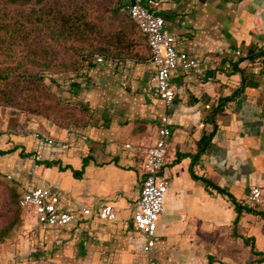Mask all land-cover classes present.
<instances>
[{
	"label": "crops",
	"instance_id": "0c3cea01",
	"mask_svg": "<svg viewBox=\"0 0 264 264\" xmlns=\"http://www.w3.org/2000/svg\"><path fill=\"white\" fill-rule=\"evenodd\" d=\"M144 2L163 16L176 50L199 64L198 71L172 70L170 106L152 92L156 66L148 45L140 62L101 67L100 92L84 101L91 118L83 127L14 122L0 106V177L20 193L49 188L59 210H91L46 226L25 209L36 264H264V0ZM163 116L169 184L159 239L145 251L131 215L144 149ZM35 132L67 146L41 142ZM252 184L262 191L254 205L247 200ZM104 204L113 206L116 222L97 217Z\"/></svg>",
	"mask_w": 264,
	"mask_h": 264
},
{
	"label": "rangeland",
	"instance_id": "374dc122",
	"mask_svg": "<svg viewBox=\"0 0 264 264\" xmlns=\"http://www.w3.org/2000/svg\"><path fill=\"white\" fill-rule=\"evenodd\" d=\"M127 2L128 0H48L46 6L61 8L64 13L72 16V21L76 24L82 25L85 22L88 28L81 39L72 37L66 41L60 33L57 41L50 38L51 29L41 25L38 38L29 47H24L23 51L31 52L30 49L36 45L38 48L51 45L52 52L45 59L52 62L53 67H35L28 63L25 65L28 71H38L44 75L42 83L34 79L33 82L24 80L23 77L12 82L11 91L15 92L18 88L21 90L15 92L14 100L0 101V106L10 109L14 122L20 117L25 122L43 119L61 128H80L89 123L91 111L84 101H93L90 93L99 94L101 67L136 63L149 56L145 38L139 32L137 24L126 14ZM32 7V4H27L23 9L28 14ZM60 23L54 25L55 34L61 31ZM89 26L92 28L89 29ZM119 38L126 47L118 57H105L97 53L88 57L91 66H83L78 71L72 69L70 64L73 60L76 59L77 64L82 55H86L91 49V44L105 46L108 39L116 44ZM65 43L81 48L78 52L73 48L64 50ZM109 49L112 52L115 50L112 47ZM58 98L60 101H57ZM11 183V180L0 177V264H36L35 235L24 226L25 213L15 205V199L10 193Z\"/></svg>",
	"mask_w": 264,
	"mask_h": 264
},
{
	"label": "built area",
	"instance_id": "2783aa9c",
	"mask_svg": "<svg viewBox=\"0 0 264 264\" xmlns=\"http://www.w3.org/2000/svg\"><path fill=\"white\" fill-rule=\"evenodd\" d=\"M145 0H128L126 11L129 17L137 24L144 35L150 51V60L156 66L152 86L153 94L159 98L165 107L171 105L175 90L171 85V72L174 69L182 71H198L197 59L190 57L183 51L175 48V38L167 29L164 18L154 9L148 7ZM161 126L157 131V137L152 144L144 149L141 164V188L140 194L134 203L132 210V227L145 238L144 250L149 251L159 239L156 234L157 220L163 207V200L168 188V178L163 171L167 149V137L170 127L166 116L161 119ZM35 137L47 144H60L66 147V143H60L40 132H35ZM40 155H34L37 160ZM7 178H10L8 175ZM247 200L250 204H258L262 201V191L258 185L249 186ZM17 203L24 209L32 210L37 222L46 226L65 225L79 217L91 213L89 208L81 211H63L58 209L60 200L53 195L47 187H33L24 190ZM100 220L116 222V212L112 205L104 204L96 211Z\"/></svg>",
	"mask_w": 264,
	"mask_h": 264
},
{
	"label": "trees",
	"instance_id": "16d2710c",
	"mask_svg": "<svg viewBox=\"0 0 264 264\" xmlns=\"http://www.w3.org/2000/svg\"><path fill=\"white\" fill-rule=\"evenodd\" d=\"M46 3H48V0H0V101L14 100L15 92L21 89H15V92L11 91L10 85L14 80L19 81V77H23L24 80H30L31 82H33V79L39 80L42 83L44 75L38 71H28L25 68V65H28V63L35 67H53V63L45 59L52 52L51 45L43 46L42 48H38L36 45L30 49L31 52L23 51L24 47H29V44L35 42L38 38L41 25L48 26L51 29L49 31L50 38L57 41L60 33L66 41L72 37L81 39L84 36L86 28H88L87 23L82 22V25H78L72 21V16L64 13L61 8H52L51 6H46ZM27 4L33 5L31 12L28 14L23 9L24 5ZM126 14L129 17L127 11ZM58 22H61V31L55 34L54 25ZM90 28L92 27L89 26ZM138 30L141 33L139 28ZM106 43L108 45L106 44L105 46L91 44V49L86 55H82L77 64H75L77 62L76 59L73 60L70 64L73 67L72 69L78 71L83 66H91V60L88 57L97 53L103 54L105 57H118L120 52L125 50L126 47L121 38L118 39L116 44L109 39ZM109 47L115 50L112 52ZM69 48H73L75 52H78L81 47H72L65 43L64 50ZM42 54L45 56L43 57ZM63 64L69 65L68 63ZM18 70L21 71L18 72ZM72 84L75 85L77 83ZM36 87L35 90H37ZM57 101H60V99L58 98ZM215 187L220 192H225L223 189ZM10 193L15 199V205L24 212L25 209L17 203L21 193L18 192L17 185L13 182L11 183ZM245 210L251 213H258V211L252 208H245Z\"/></svg>",
	"mask_w": 264,
	"mask_h": 264
}]
</instances>
